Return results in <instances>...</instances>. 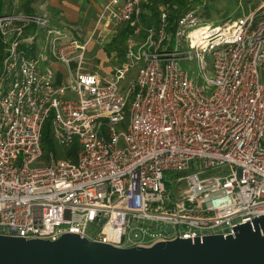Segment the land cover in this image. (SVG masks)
<instances>
[{"label": "built area", "instance_id": "built-area-1", "mask_svg": "<svg viewBox=\"0 0 264 264\" xmlns=\"http://www.w3.org/2000/svg\"><path fill=\"white\" fill-rule=\"evenodd\" d=\"M192 1L171 27L166 10L144 26L142 0H107L83 43L45 15L0 13V236L70 233L125 249L227 236L264 215V0L220 25ZM110 26L131 33L125 62L103 80L83 61ZM37 29L48 56L75 66L67 83L42 66L47 55H32ZM47 120L59 148L78 144L74 161L44 160ZM224 167L225 177L170 181L184 182L177 193L164 179Z\"/></svg>", "mask_w": 264, "mask_h": 264}, {"label": "water", "instance_id": "water-1", "mask_svg": "<svg viewBox=\"0 0 264 264\" xmlns=\"http://www.w3.org/2000/svg\"><path fill=\"white\" fill-rule=\"evenodd\" d=\"M232 230L125 249L70 233L51 242L0 236V264H264V215Z\"/></svg>", "mask_w": 264, "mask_h": 264}, {"label": "rangeland", "instance_id": "rangeland-1", "mask_svg": "<svg viewBox=\"0 0 264 264\" xmlns=\"http://www.w3.org/2000/svg\"><path fill=\"white\" fill-rule=\"evenodd\" d=\"M26 0H4V3L0 5V7H3V12H9L13 11L15 9H20V5H23ZM42 0H34L32 3H30L31 7L34 9V12L37 13H47L51 16L53 19V22L55 20L56 24H58L57 21H59L62 17L61 15L58 16L55 15L54 8L50 7V3L54 5H58V0H48L41 2ZM83 1H93V0H69L67 1V4L69 5L67 7V10L71 13H73V18H75V21L73 23V30H74V39L80 40V43L84 42L86 36L88 35V31L91 27V24L94 21V13L93 8H87L83 4H81ZM152 1V7L155 9L157 13H160L161 10L165 9L163 5H160L155 0ZM8 2H10V6H8ZM263 0H216V1H209V0H193L191 2V5L197 9L198 13L202 16L205 15L207 12L210 15V19H208L209 22H213L214 25H220L221 23L227 22L231 19L239 18L247 13L249 11H253L255 8H258ZM6 3V4H5ZM84 6V8H83ZM94 7V6H92ZM52 8V9H51ZM145 16L152 17V12L148 9L145 11ZM150 15V16H149ZM63 16V15H62ZM205 18V17H204ZM63 19V18H62ZM65 20V19H64ZM62 22V20H60ZM68 32V31H67ZM69 33V32H68ZM79 35H78V34ZM40 37L43 39L45 34H39ZM71 35V34H70ZM72 37V36H71ZM112 36L111 33L109 34V37H107L106 41L103 42L102 46L98 45L94 42H91L88 45L87 49V56L84 57V64L83 69L84 71L88 73L97 74L100 78L103 80L109 78L112 74V70L115 67H119L121 63V57H122V51L121 46H117V44H112ZM98 46V48H97ZM100 47V48H99ZM123 47V46H122ZM173 49V46L170 47V50ZM194 73H197V70L193 68ZM135 76V68L131 69L129 73L126 76V80L123 81L122 85H126L127 82L134 79ZM197 175L200 179H210L212 177H225V175H228L229 169L227 167H224L223 169L215 168L210 170H187L184 172H181L180 174H172L166 172L164 174L165 183L167 184V187L174 191V192H180L181 189L185 186L184 182H181L178 187L175 189L172 180L186 177L189 174H193L197 172ZM96 231V227H90L88 230V234L93 235Z\"/></svg>", "mask_w": 264, "mask_h": 264}, {"label": "crops", "instance_id": "crops-1", "mask_svg": "<svg viewBox=\"0 0 264 264\" xmlns=\"http://www.w3.org/2000/svg\"><path fill=\"white\" fill-rule=\"evenodd\" d=\"M44 1H46V3L48 2V0H42L41 2H44ZM59 1V0H58ZM67 1H69V0H64V1H59V3H58V5H56L55 7H54V5H52L51 3H50V7H52V8H54L53 10L56 12L55 13V15H57L58 14V16L59 15H61V17L63 18H61L60 20H62V22L59 20V21H57L58 22V24H56V22H55V20H54V22H53V19L51 18V16L50 15H48L47 13H43V14H41V13H37V12H33L34 14H37V15H40V16H47V18L49 19V21H50V26L51 27H54V28H56V29H62L63 31H65L73 40H75L74 39V30H73V23H74V21H75V18H73V13H71V12H69L68 10H67V7L69 6L68 4H67ZM107 0H93V1H83L81 4H83L84 6H86L87 8H93L92 10H93V12H95L94 14V21H93V23L91 24V27H90V29H89V31H88V35L86 36V38H85V40H84V42L85 41H87L88 40V38L90 37V35H91V31L93 30V28H94V26H95V23H96V21L98 20V16H99V14L101 13V11H102V7H103V5L105 4V2H106ZM143 1V4H142V13H141V17H142V21H143V24H144V26H147V25H152L155 21H156V19L152 16L151 18L150 17H147V16H145L146 14H145V10L147 9H145L144 8V5L146 4V2H148L147 0H142ZM84 6H83V8H84ZM92 6H94V7H92ZM51 8V9H52ZM149 10V9H148ZM164 10V9H163ZM162 11V10H161ZM12 12V11H11ZM14 12H20V13H23V14H25L24 12H22V11H17V9H15V11ZM0 13H2V12H0ZM3 13H9V12H3ZM63 15V16H62ZM158 15H159V13H158ZM157 15V16H158ZM150 16V15H149ZM65 19V20H64ZM124 28H126V27H118V29H116V28H114V27H112V26H110L108 29H109V33L111 32V36H112V40H114L116 37H117V35H118V33H120L121 31H123V29ZM32 30H34V29H32ZM69 33H68V32ZM105 32H106V30H104ZM44 33V31H42V30H39V29H37V40H36V42L34 43V45L32 46V49H33V52H32V55L34 54V53H42V54H44V55H47L46 57H47V59L43 62V65L42 66H45L46 68H49L51 71H52V73H53V78H54V82H55V84L56 85H61V84H65V83H67L68 81H69V79H70V77H69V75H70V71H74V68H75V66L72 64L69 68L68 67H66L64 64H59V63H56L50 56H48L49 55V49H48V45H47V41H46V39H45V36H44V38L42 39L41 37H40V35L39 34H43ZM74 33V34H73ZM108 33V34H109ZM71 34V35H70ZM78 34V33H77ZM107 34V36H106V38L107 37H109V35ZM79 35V34H78ZM143 36V35H142ZM142 36H140L139 38H138V40H136V43H138V41L139 40H141L142 39ZM111 40V41H112ZM126 40V39H125ZM125 40L123 41V53H125V46H124V44H125ZM78 42H80V40H77ZM83 43V42H82ZM91 43V42H90ZM89 43V44H90ZM88 44V45H89ZM94 45H95V43H93ZM88 45L86 46L87 48H88ZM95 47H96V45H95ZM97 48H98V46H97ZM100 48V47H99ZM31 55V56H32ZM85 56H86V58H88L87 56H89L88 54H87V49H86V52H85ZM84 56V57H85ZM125 61H124V55H122V57H121V63H120V65L122 64V63H124ZM119 65V66H120ZM115 68H118V67H115ZM114 70V69H113ZM112 70V71H113ZM84 72H86V71H84ZM95 75H97V74H95ZM127 75V74H126ZM98 76V75H97ZM99 77V76H98ZM100 78V77H99ZM100 79H102V78H100ZM123 83V82H122ZM121 83V84H122ZM122 86H125V85H122Z\"/></svg>", "mask_w": 264, "mask_h": 264}, {"label": "trees", "instance_id": "trees-1", "mask_svg": "<svg viewBox=\"0 0 264 264\" xmlns=\"http://www.w3.org/2000/svg\"><path fill=\"white\" fill-rule=\"evenodd\" d=\"M34 0H26L23 5H20V9H17V11H22L26 15L29 14H34V9L31 7L30 3H32ZM59 1H64V0H59ZM146 4L144 5V8L149 9L152 12V16L157 19L159 16L158 13L153 9L152 1L147 0ZM154 1V0H153ZM157 3L160 5L164 6V10L168 12L169 15V24L173 25L174 21L176 20V17L178 16L180 10L185 7L187 4L186 0H155ZM211 2L216 1V0H209ZM4 3V0H0V5ZM6 4V3H5ZM10 2H8V6H10ZM0 12H3V7H0ZM11 12V11H9ZM205 19L208 21L210 19V15L206 12L205 15L203 16ZM235 18V17H234ZM231 19V20H234ZM131 31L126 27L118 33L117 37L112 40V44H117V46H121V51L122 55L123 53V41L129 36ZM41 150L43 151V157L46 162L49 160V155L51 154L54 159L56 160H71L74 161L78 155L79 152V146L75 142L73 143L70 147L68 148H59L53 139V136H51V127H50V122L49 120L46 121L45 125L42 128L41 131Z\"/></svg>", "mask_w": 264, "mask_h": 264}]
</instances>
